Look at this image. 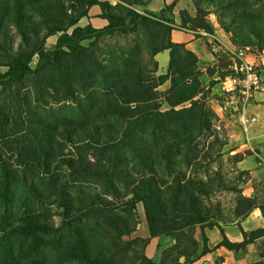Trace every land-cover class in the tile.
I'll list each match as a JSON object with an SVG mask.
<instances>
[{
  "label": "trees",
  "instance_id": "1",
  "mask_svg": "<svg viewBox=\"0 0 264 264\" xmlns=\"http://www.w3.org/2000/svg\"><path fill=\"white\" fill-rule=\"evenodd\" d=\"M115 1L112 5L102 0H69L65 5L61 0H0V67L7 68L0 75V93L7 95L4 106L0 100V132L23 133L22 139L33 147L27 163L35 172L53 179L57 177L55 168L62 165L69 182L99 181L113 199H125L127 218L110 223L119 239L135 231L132 220L140 202L150 232L175 241L157 264H194L200 253L207 252L206 238L202 234L201 248L196 229L203 232L219 227L205 198L227 189L239 193L237 218L257 208L264 218V203L243 197L240 190L221 182L217 188L211 186L210 165L221 157L229 140L222 135L223 127L215 123L219 119L201 89L198 58L184 45L172 42L165 10L158 16L145 12L156 20L151 21L135 10L150 0ZM93 6L100 8V18L107 26L79 27ZM180 18L187 29L211 31L205 24L194 25L198 16L192 19L181 12ZM253 24L248 32L259 42V31ZM12 31L20 42L17 50ZM58 33L56 50L49 55L46 40ZM105 37H122L125 43L104 44ZM86 41L89 45L82 46ZM231 42L256 47L235 39ZM258 48L259 52L264 50L263 46ZM164 51L169 52L168 70L165 75H156L155 56ZM35 56L39 60L33 70L30 63ZM168 81L169 88L159 91ZM27 83L34 98L23 93ZM46 100L70 103L73 116L49 120L35 113V101L42 106ZM164 105L167 109L162 110ZM62 143L75 150L72 156L62 155ZM241 158L236 156V163ZM200 171H204L203 178L198 177ZM24 177L20 179L26 186ZM7 178L9 184L11 177ZM57 196L65 219L57 229L32 220L19 224L13 212L0 206V264H47L37 253L47 245L54 246L68 262L106 264L91 253L84 238L71 231L73 214L84 208L82 201ZM96 202L93 196L85 205L93 208ZM220 231V246L230 250H239L264 236V229L242 231L244 241L232 244ZM50 234L55 235L52 241L43 237ZM130 264L156 263L141 254Z\"/></svg>",
  "mask_w": 264,
  "mask_h": 264
},
{
  "label": "rangeland",
  "instance_id": "2",
  "mask_svg": "<svg viewBox=\"0 0 264 264\" xmlns=\"http://www.w3.org/2000/svg\"><path fill=\"white\" fill-rule=\"evenodd\" d=\"M61 1L65 5L69 3V0ZM102 1L110 3L111 0ZM194 3L195 11L193 16L189 15L192 19L198 16L197 24L194 23V25L202 27L201 24H205L211 29L208 32V30L196 28V32L202 31L213 35V31L223 30L229 36L230 41L235 39L239 44L242 42L255 44L256 47H249L251 52L260 51L259 45L264 47V0H194ZM136 9L140 13V8L135 7ZM166 12L167 10L164 11L163 16L170 22V24L166 23V25L173 29V20L165 15ZM147 18L151 21H156L150 16H147ZM233 20L234 24L232 25ZM250 23H254L253 26L259 31V42L249 33L251 31ZM223 27L227 28L228 31L226 32ZM70 32L71 30L68 33ZM12 35H14V50H17L20 42L15 37V31H12ZM59 36L60 34L58 33L46 40L45 50L49 55L54 54ZM128 38L130 40L134 39L132 35H129ZM103 40L104 44L118 43L123 45L125 43L122 37H105ZM89 43L88 41L83 42L82 46L87 47ZM213 43L225 50L218 40L213 39ZM101 45L103 44L101 43ZM162 57L167 59L169 57L168 52L161 56L159 60ZM38 60L37 56L32 59L30 63L31 69L37 68ZM229 63L228 55L224 54L221 68L226 69V72L231 71L227 68ZM161 64L163 68L160 73L165 74L167 67L163 65L164 63L161 62ZM6 72L7 68L0 67V75ZM156 75L159 74L157 73ZM168 86L169 83L161 87L159 91L167 90ZM1 90L2 86H0ZM23 93L34 98L30 83L26 84ZM204 94L205 99L208 98L206 92ZM0 100L2 105L6 103V93H0ZM41 104L42 106L35 101V113L45 119L67 118L73 116L74 113V107H71V104L67 102L55 104L46 100V102ZM180 108L182 107L176 109ZM165 109H167V106L164 105L162 110ZM24 117L27 116L22 118ZM215 123L222 126L219 121ZM222 135L228 138L225 130ZM22 136L23 133L8 135L4 131L0 132V206L13 212L19 224H23L26 220H32L46 224L53 229L62 227L65 219L63 209L60 208L61 201L57 196L59 194L60 197L64 196L66 198L70 196L75 201H82L81 206L84 208L73 214L71 231L84 238L91 253L99 256L103 263L130 264L134 258L144 254L157 264L160 262L164 251L174 246L175 241L172 237L150 232L145 220V210L140 202L136 204L135 213H137L132 220L135 231L130 236H123L119 239V233L112 229L110 223L114 220L127 218V208L123 204L126 200L113 199L108 195L105 184L99 181L69 182L68 173L62 165H56L57 177L53 179L35 172L32 165L27 163L33 147L29 141L22 139ZM227 146L222 149L221 157L210 165L211 186L217 188L221 182L230 189L240 190L248 180L246 175H242L236 170L235 157L242 155L231 156ZM61 148L64 157L72 156L75 152L71 146H67L64 143L61 144ZM23 174H25L24 178H27L26 186L23 185V181L20 179ZM7 175L11 177L9 184ZM204 176V171L198 173V177L203 178ZM51 181L53 182L51 183ZM93 196L96 197L97 201L95 206L93 208L86 207L88 205H85L86 201ZM239 197V193L227 189L214 192L205 198V203L216 215L214 218L216 223L225 226L244 219L250 214L244 218L236 217ZM262 203H264V197L258 199V204ZM189 214H193V212L190 211ZM136 216H139V219H136ZM65 229L69 228L66 227ZM202 234V230L198 227L195 231V238H199L200 243H203ZM43 237L52 241L55 235L50 234ZM135 239H140V242H136ZM37 253L47 264H79L63 259V254L54 246H42Z\"/></svg>",
  "mask_w": 264,
  "mask_h": 264
},
{
  "label": "crops",
  "instance_id": "3",
  "mask_svg": "<svg viewBox=\"0 0 264 264\" xmlns=\"http://www.w3.org/2000/svg\"><path fill=\"white\" fill-rule=\"evenodd\" d=\"M115 2V0L110 1L112 5ZM139 8L140 13L147 12L154 15L167 10L165 15L173 20L170 36L172 42L184 45L188 51L197 56L201 89L208 96L206 98L208 106L217 115L220 124L222 123L223 129L227 132L229 154L242 155L236 163V170L245 173L248 180L240 189L241 194L246 198L262 199L264 197V54L261 52L264 50L254 51L243 60H237L231 53L232 42L223 30L213 31L211 35L183 27L180 13L186 12L193 16L195 9L192 0H150L147 5ZM100 15V8L93 6L88 12V17L81 19L78 26L85 27L90 24L95 29H102L108 22L101 19ZM213 39L218 40L225 50L213 43ZM167 52L155 56L159 75L167 73V71L165 74L160 73L163 68L161 62L168 70L169 57L167 59L162 57L159 60ZM224 54H227L230 60L227 68L231 71L228 72L221 68ZM247 67L252 68L260 77L257 88L248 99L242 93ZM231 78L236 82L230 81ZM167 83L169 81L164 85ZM263 229L264 218L259 208L253 209L247 217L231 224L219 225L212 229L205 228L203 235L206 238L207 252L200 253L194 264H264V257L261 256L264 236L249 242L239 250L220 246L223 240L220 230L230 243L241 244L244 241L242 231L250 233ZM196 240L202 248L203 243H200L197 237Z\"/></svg>",
  "mask_w": 264,
  "mask_h": 264
},
{
  "label": "built area",
  "instance_id": "4",
  "mask_svg": "<svg viewBox=\"0 0 264 264\" xmlns=\"http://www.w3.org/2000/svg\"><path fill=\"white\" fill-rule=\"evenodd\" d=\"M231 53L237 60H243L249 53V48L239 47L234 44L231 45ZM264 54V52H261ZM246 81H243V94L246 99L252 96L253 90H255L260 82V77L257 75L252 68L247 67L245 70ZM232 82H236L234 78L229 79ZM253 121V120H252Z\"/></svg>",
  "mask_w": 264,
  "mask_h": 264
},
{
  "label": "water",
  "instance_id": "5",
  "mask_svg": "<svg viewBox=\"0 0 264 264\" xmlns=\"http://www.w3.org/2000/svg\"><path fill=\"white\" fill-rule=\"evenodd\" d=\"M196 70V69H195ZM136 210H134V212H135ZM136 219H139V216H136Z\"/></svg>",
  "mask_w": 264,
  "mask_h": 264
},
{
  "label": "bare ground",
  "instance_id": "6",
  "mask_svg": "<svg viewBox=\"0 0 264 264\" xmlns=\"http://www.w3.org/2000/svg\"><path fill=\"white\" fill-rule=\"evenodd\" d=\"M249 51H251V50L249 49Z\"/></svg>",
  "mask_w": 264,
  "mask_h": 264
}]
</instances>
